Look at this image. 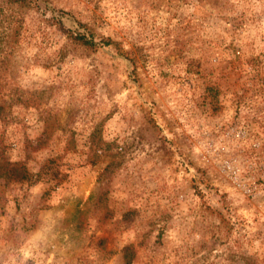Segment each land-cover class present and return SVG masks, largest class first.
Masks as SVG:
<instances>
[{
    "label": "rangeland",
    "instance_id": "obj_1",
    "mask_svg": "<svg viewBox=\"0 0 264 264\" xmlns=\"http://www.w3.org/2000/svg\"><path fill=\"white\" fill-rule=\"evenodd\" d=\"M50 1L0 70V264H264V0Z\"/></svg>",
    "mask_w": 264,
    "mask_h": 264
},
{
    "label": "trees",
    "instance_id": "obj_2",
    "mask_svg": "<svg viewBox=\"0 0 264 264\" xmlns=\"http://www.w3.org/2000/svg\"><path fill=\"white\" fill-rule=\"evenodd\" d=\"M26 8L48 12L55 23L63 24V18H67L65 16L67 12L61 8L54 7L50 0H0V70L3 64H6L12 44L17 41L23 22L21 11ZM76 25L74 28H67L69 41L87 47H93L98 44V41L94 38V33L85 23L77 21ZM100 42L102 44H110L112 41L108 37H100ZM3 101L0 96V108L3 107Z\"/></svg>",
    "mask_w": 264,
    "mask_h": 264
}]
</instances>
